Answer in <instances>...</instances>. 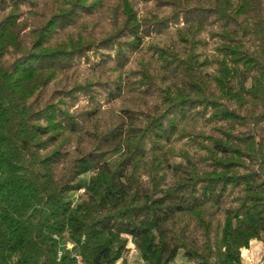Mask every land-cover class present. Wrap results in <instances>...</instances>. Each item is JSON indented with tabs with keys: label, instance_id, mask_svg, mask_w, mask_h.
Here are the masks:
<instances>
[{
	"label": "trees",
	"instance_id": "trees-1",
	"mask_svg": "<svg viewBox=\"0 0 264 264\" xmlns=\"http://www.w3.org/2000/svg\"><path fill=\"white\" fill-rule=\"evenodd\" d=\"M46 2L0 0V264H127L125 236L144 264H244L264 246V0ZM82 62L107 102L139 97L101 128L98 99L44 96Z\"/></svg>",
	"mask_w": 264,
	"mask_h": 264
},
{
	"label": "rangeland",
	"instance_id": "rangeland-1",
	"mask_svg": "<svg viewBox=\"0 0 264 264\" xmlns=\"http://www.w3.org/2000/svg\"><path fill=\"white\" fill-rule=\"evenodd\" d=\"M47 4L50 3L51 0H46ZM43 4V0H40V5ZM91 18V17H83L82 21L86 24V27L84 28H93L95 27L96 30L100 29L101 25H104L105 21ZM152 39L151 41L157 42L160 39H165L167 43L169 42V37L165 33L156 34L153 33L151 35ZM208 39V37H206ZM147 41L148 40L147 38ZM212 43L210 40H208L207 50L210 52L212 49ZM152 54H155L154 50L152 48L145 47L142 54L140 56H132L129 60V63L126 65L125 69H136L137 67V61L141 57H149ZM90 62H96L97 56L95 54L90 53ZM85 63L82 62L78 69L75 71H70L67 76H62L55 80L54 82L50 83L49 86L46 88L44 96L47 99L53 98V102L57 103L59 101V97H62L64 94V91H72V95H77L79 93L78 100L73 103V106L70 108V112L77 113L80 111H83V109H93L96 107L95 103L93 101L90 102L91 99H98L99 105H97V108L99 109L98 117L95 119V124H99V127H104V125L108 122H110V119L112 120L118 111V109L124 105L131 104V101L139 99L135 94H125L124 97L117 98L113 103L106 101L105 93H107L108 90H110L111 86L108 84V82H105L108 80L105 78L104 75H102L99 72L100 68H95L92 63ZM113 66V65H112ZM105 69V68H102ZM110 72V71H107ZM117 72L113 73V76H116ZM74 83L83 85L82 88L79 90L73 91L72 87ZM89 83V84H86ZM106 83L108 85H106ZM85 84V85H84ZM61 106V105H60ZM93 122V121H92ZM65 150L67 151L68 157H73L76 155L75 151V144L71 143L68 144L65 147ZM89 174H85L83 177L87 179ZM82 192V190L80 191ZM74 201H77V196L73 195ZM127 238L126 242V251L123 255V259L126 261L127 264H144L138 250L136 249L135 245L133 244L130 237L125 236ZM62 248L70 249V244L65 242L62 246ZM242 254V260L244 264H262L264 261V246L261 242L258 241H251L248 249H243ZM120 261L117 263L119 264ZM173 264H193L190 261L186 260L182 254H179Z\"/></svg>",
	"mask_w": 264,
	"mask_h": 264
},
{
	"label": "built area",
	"instance_id": "built-area-1",
	"mask_svg": "<svg viewBox=\"0 0 264 264\" xmlns=\"http://www.w3.org/2000/svg\"><path fill=\"white\" fill-rule=\"evenodd\" d=\"M70 255L73 258V261L77 262V264H87L79 252L72 251Z\"/></svg>",
	"mask_w": 264,
	"mask_h": 264
},
{
	"label": "bare ground",
	"instance_id": "bare-ground-1",
	"mask_svg": "<svg viewBox=\"0 0 264 264\" xmlns=\"http://www.w3.org/2000/svg\"><path fill=\"white\" fill-rule=\"evenodd\" d=\"M74 264H77V262H73Z\"/></svg>",
	"mask_w": 264,
	"mask_h": 264
},
{
	"label": "water",
	"instance_id": "water-1",
	"mask_svg": "<svg viewBox=\"0 0 264 264\" xmlns=\"http://www.w3.org/2000/svg\"><path fill=\"white\" fill-rule=\"evenodd\" d=\"M262 264H264V261H263V263Z\"/></svg>",
	"mask_w": 264,
	"mask_h": 264
}]
</instances>
